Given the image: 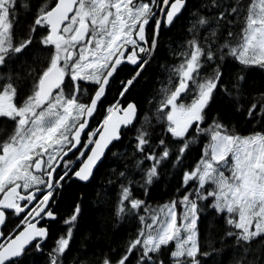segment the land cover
<instances>
[{
  "label": "snow or ice",
  "instance_id": "6c2138e0",
  "mask_svg": "<svg viewBox=\"0 0 264 264\" xmlns=\"http://www.w3.org/2000/svg\"><path fill=\"white\" fill-rule=\"evenodd\" d=\"M13 7L17 30L0 39V264H220L216 243L228 246V264H264V77L244 74L264 73V0ZM181 21L189 38L178 62L160 69L162 87L153 78L137 98L162 28ZM218 98L257 127L237 134L213 115ZM110 164L115 216L136 227L106 252L85 250L74 235L85 237L82 203L62 210L63 194ZM167 169L178 198L150 209L134 192L147 196Z\"/></svg>",
  "mask_w": 264,
  "mask_h": 264
},
{
  "label": "trees",
  "instance_id": "16d2710c",
  "mask_svg": "<svg viewBox=\"0 0 264 264\" xmlns=\"http://www.w3.org/2000/svg\"><path fill=\"white\" fill-rule=\"evenodd\" d=\"M18 0H15L11 4L6 13V21L8 25L7 34L4 40H9L13 33L16 32L17 26V15L18 8H14ZM183 21L178 22L176 27L169 31L166 28H162L161 31V41L159 47V55L156 57V61L153 63L152 69H150L144 75V80L140 85H138L133 95L140 98L147 94L149 82L155 78V86L157 88L162 87L159 84L160 80L166 79V74L162 73L160 69L171 68L176 65L179 60L177 55L178 51L184 49L181 45H186V40L189 38L187 33L188 26ZM236 68H243L238 61H232ZM247 74L252 81L259 83V81L264 77V73L258 68L253 67V69H245ZM115 94V88L113 89V95ZM112 100V98H111ZM110 100V101H111ZM148 105H145L144 116H147L149 120L153 119V113L147 111ZM242 110V108H241ZM222 114L224 116V123H226L230 128L236 129L239 135H248L249 129L251 127H257L254 123L249 125L246 118H241L236 112H233L226 106V102L222 98H218L216 104L214 105L213 115ZM144 117L142 116L141 119ZM258 130V129H257ZM207 138L202 139L200 143L194 146L192 155L189 162L194 161L198 158V152L204 143H207ZM117 151V150H114ZM119 152H123V149H119ZM114 169H116L115 164H110L106 168H102L100 174L97 175L94 183L83 186L81 184L72 183L71 187H68L63 194L62 210H67L74 207V202H81L84 212V232L85 237L82 239L81 236L75 235L76 245L80 247L81 244L83 248L87 250L92 247L95 251H108V248L116 247L118 244H123L126 240L130 238L131 233L136 227V222H128L126 220H120L115 216V204L118 200L119 195V185L113 188L112 184L107 181L112 179L115 183V177L109 175ZM175 170L167 169L164 173V177L158 186H152L149 189V194L147 196L140 195L139 192H134L139 198L146 201V206L150 209H156L159 206L167 203L170 199H176L177 193L175 191L177 187V179L174 178ZM179 211V209H178ZM141 215H146L143 211ZM208 221L205 218L204 222L201 224V229L204 234H207ZM222 223L216 221V231L220 229ZM64 226L58 225L54 230L58 236L63 230ZM215 231L213 235H215ZM216 247L220 249L219 256H222V260L218 261L220 264H228L231 253L228 250V246H221L216 243ZM70 264L74 262L70 261Z\"/></svg>",
  "mask_w": 264,
  "mask_h": 264
},
{
  "label": "rangeland",
  "instance_id": "374dc122",
  "mask_svg": "<svg viewBox=\"0 0 264 264\" xmlns=\"http://www.w3.org/2000/svg\"><path fill=\"white\" fill-rule=\"evenodd\" d=\"M15 0H0V39L5 38L8 30V25L6 21V13L8 7L13 4ZM219 260H222V256H219Z\"/></svg>",
  "mask_w": 264,
  "mask_h": 264
},
{
  "label": "flooded vegetation",
  "instance_id": "af4514ba",
  "mask_svg": "<svg viewBox=\"0 0 264 264\" xmlns=\"http://www.w3.org/2000/svg\"><path fill=\"white\" fill-rule=\"evenodd\" d=\"M111 98H112V95H110V96H109V98H108V99H109V101L111 100Z\"/></svg>",
  "mask_w": 264,
  "mask_h": 264
},
{
  "label": "bare ground",
  "instance_id": "6f19581e",
  "mask_svg": "<svg viewBox=\"0 0 264 264\" xmlns=\"http://www.w3.org/2000/svg\"><path fill=\"white\" fill-rule=\"evenodd\" d=\"M185 25V24H184Z\"/></svg>",
  "mask_w": 264,
  "mask_h": 264
}]
</instances>
